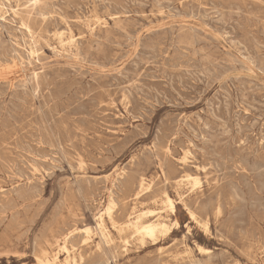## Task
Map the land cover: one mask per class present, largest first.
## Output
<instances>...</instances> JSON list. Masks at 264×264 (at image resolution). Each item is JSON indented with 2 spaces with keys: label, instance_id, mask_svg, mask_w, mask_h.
<instances>
[{
  "label": "rangeland",
  "instance_id": "374dc122",
  "mask_svg": "<svg viewBox=\"0 0 264 264\" xmlns=\"http://www.w3.org/2000/svg\"><path fill=\"white\" fill-rule=\"evenodd\" d=\"M44 253L264 264V0H0V264Z\"/></svg>",
  "mask_w": 264,
  "mask_h": 264
},
{
  "label": "bare ground",
  "instance_id": "6f19581e",
  "mask_svg": "<svg viewBox=\"0 0 264 264\" xmlns=\"http://www.w3.org/2000/svg\"><path fill=\"white\" fill-rule=\"evenodd\" d=\"M185 179L193 180L196 185H199V182H200L198 176H194L191 174H186ZM139 189L141 192L148 189L147 185H146V180L143 178L140 180ZM165 203L167 204V207L169 208V212L174 214L175 213V202L167 194H165ZM111 212H112V206L109 207L107 210V214H108V216H110V219H111V214H112ZM153 213H154L153 211L149 212V214H153ZM143 216H145V214L139 215L133 221L132 220L129 221V224L127 226L128 228L132 229L139 237H141L142 240L155 239L158 234H168L171 231V224H170V221L168 218L159 216L155 221L144 222ZM192 218L195 219V217L193 215H192ZM111 221H113V223H115L113 219H111ZM96 223H97V225H96L97 229L100 231L101 235L103 237H107L108 231H107V228H106L105 223H104L103 214H101L100 216L97 217ZM79 231L83 232L84 237L89 238L90 235L92 234L93 229L91 227L87 226V227H85V229H82ZM66 241L67 240H65L63 243L64 244L63 249L68 253L69 250L66 247V243H67ZM43 255L45 256V259H44V257L38 258V260L41 264H59L58 255L53 256L52 259H48L47 258L48 256H46L47 255L46 253H44Z\"/></svg>",
  "mask_w": 264,
  "mask_h": 264
}]
</instances>
